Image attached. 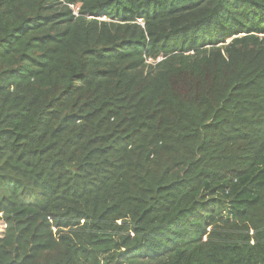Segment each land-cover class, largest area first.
Here are the masks:
<instances>
[{
	"label": "trees",
	"instance_id": "16d2710c",
	"mask_svg": "<svg viewBox=\"0 0 264 264\" xmlns=\"http://www.w3.org/2000/svg\"><path fill=\"white\" fill-rule=\"evenodd\" d=\"M262 164L264 0H0V264H264Z\"/></svg>",
	"mask_w": 264,
	"mask_h": 264
},
{
	"label": "rangeland",
	"instance_id": "374dc122",
	"mask_svg": "<svg viewBox=\"0 0 264 264\" xmlns=\"http://www.w3.org/2000/svg\"><path fill=\"white\" fill-rule=\"evenodd\" d=\"M261 166H264V164H262ZM258 183H261L259 182L258 180H253V182H251L248 186V189H250V191H254L256 193L258 187H259V184Z\"/></svg>",
	"mask_w": 264,
	"mask_h": 264
}]
</instances>
